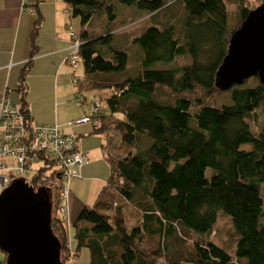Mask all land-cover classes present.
Instances as JSON below:
<instances>
[{"label": "trees", "instance_id": "1", "mask_svg": "<svg viewBox=\"0 0 264 264\" xmlns=\"http://www.w3.org/2000/svg\"><path fill=\"white\" fill-rule=\"evenodd\" d=\"M64 1L70 18H80L84 28L76 34L68 26L71 45L64 63L72 69V84L73 76L82 78L73 84L79 87L78 102L87 104L84 91L89 90L98 92L106 105L102 115H91L89 109L86 117L98 124L95 132L105 138L111 174L93 206L84 207L69 228V214L62 220L59 213L61 175L53 173L45 182L34 179L33 189L51 196L52 229L62 245L63 264L74 257L73 229L76 253L88 248L90 264H155L157 258L165 264H264V126L255 132L250 124L264 108V87L236 86L229 90L231 104L220 108L206 102L224 92L215 80L232 34L264 0L253 8L247 0H231L235 12L224 0H120L163 26L140 28L129 45L113 28L101 35L86 29L103 6L115 21L111 0ZM176 4L172 18L161 17ZM43 23L38 14L31 32V60L18 80L20 103L13 102L29 127L39 124L31 114L28 77L32 59L40 54L36 38ZM76 41L82 45L73 67L70 54ZM124 47L129 53L121 50ZM80 64L84 76L78 73ZM71 192L70 184L69 198ZM121 200L141 214V222L130 230L121 213L111 219L114 205L122 211ZM221 214L232 223L235 256L209 240ZM188 232L198 239L187 254L189 245L181 234L190 236ZM175 238L186 249L167 252L164 241ZM146 240L156 241L157 247L141 246ZM0 264H6V255Z\"/></svg>", "mask_w": 264, "mask_h": 264}, {"label": "crops", "instance_id": "2", "mask_svg": "<svg viewBox=\"0 0 264 264\" xmlns=\"http://www.w3.org/2000/svg\"><path fill=\"white\" fill-rule=\"evenodd\" d=\"M31 1L33 2L30 3ZM52 3L54 17L52 19L53 27L51 26L52 30L49 33L53 35V40L46 43V38H44L41 44V30L45 31L46 25L48 26L47 19L49 14L46 10V6ZM23 4H26L28 7L24 8ZM59 4L58 0H0V96L5 94L13 102L10 98V91L11 88L18 86L21 70L25 64L31 60V32L35 19L39 14L45 21L36 38V44L40 45H36L40 50V54L37 55L35 59H32L28 83H30L33 88V83L39 82L36 93L40 94L38 98L40 101V109H36V105L38 104L35 105L29 101L31 114L33 119L35 116L44 122L39 124H58L63 132L76 135V146L80 150L89 154H99L94 164L91 163L90 159L89 162L82 167L81 179L73 180L84 184L88 181H95L93 185L97 186L96 194L98 193L99 195L106 185L105 183H107V180L100 176V164L102 162L107 164L103 148L105 145V138L102 134L95 132L96 125L94 120L87 123H77V121L89 115L88 108H86L90 105H88V103H90L89 99L87 98L88 102L86 105H81L77 100V96L73 98L71 92L70 94L68 93L69 88L71 89L69 84L68 88L65 84L59 85L57 83L55 91L54 89L52 90V85L50 86L48 84V77L55 75L59 69L63 70L65 66H67L64 60L69 54L71 45L67 33H63L64 38L61 37L62 30H66L67 26V19H65L66 23L61 25V16L64 17L68 13L66 12L67 8L63 9L65 14L62 13ZM36 11L37 14L35 13ZM71 74L72 70L70 78ZM75 89H77L76 95H78V87H75ZM17 96V100L20 99L19 93ZM48 101L50 103L49 114L52 112L50 114L52 116H48L46 119L40 118L39 116L42 115L41 107H48ZM35 123L37 122L35 121ZM96 199L91 204L90 200H84L78 193L72 191L68 205L70 225L75 224L83 208L86 206H93Z\"/></svg>", "mask_w": 264, "mask_h": 264}, {"label": "rangeland", "instance_id": "3", "mask_svg": "<svg viewBox=\"0 0 264 264\" xmlns=\"http://www.w3.org/2000/svg\"><path fill=\"white\" fill-rule=\"evenodd\" d=\"M164 2L170 3V0H162ZM227 4V6H230V11L235 12L236 7L233 4L231 0H224ZM260 0H247V5L249 8H253L256 4L259 3ZM60 3L59 6L61 7V12H63V9L66 8V3L64 0H58ZM111 4L114 8V15L116 16L115 21H111L112 19L109 16V12L105 7H102V11L98 14H94L93 17L91 18L90 25L88 28H86L89 32H91V35H101L103 33H106L110 28H113L112 30L114 34H119L118 38L126 39L127 42L126 44H130L132 40L137 38L139 35L138 33L140 32V28L142 27H151V26H157L159 28L163 27L162 25L156 24L153 18H150L149 15H147L146 12L142 11L139 9L136 5H125L123 4L120 0H111ZM178 4L173 5L170 10H165L164 12L161 13V17H165L166 15H169L170 18L173 17V15L178 12ZM254 9V8H253ZM46 10L49 14V17L47 19L48 26L46 25L45 31L41 30L42 36L40 38V43L42 44L44 38H46V43L50 40H53V35H51L49 32L52 30V19L54 17V9H53V3L48 4L46 6ZM66 10V9H65ZM68 14H66L64 17L61 16V25L63 23L65 24V19H67V26L66 30H62V35L61 37L64 38L63 33H67L69 37V42H70V36H69V31L67 30L69 25H72L74 28V32L76 34H79L81 30L84 28L81 25V19L80 18H70L69 17V12L66 11ZM37 14V11H36ZM65 14V13H64ZM179 19V17H176V20ZM162 20V18H161ZM45 22V21H44ZM44 24V23H43ZM52 26V27H51ZM139 30V31H138ZM71 43V42H70ZM125 45V44H124ZM37 46H40L39 44ZM122 46V45H121ZM124 52H128L126 47L121 49ZM131 57V62H135L134 58L135 56L129 55ZM181 64L185 62H180ZM48 70V69H47ZM70 67L67 65L65 68L59 69L58 72L55 75H52L48 77V84L51 86L52 85V90H56L57 83L59 85L65 84L68 87V84L70 85L71 89L69 88L68 93L70 94L73 98H76V92L77 89H75L74 85L71 82L70 78V73H71ZM78 73L81 75H85L84 73V67L82 64H80ZM15 75V72H14ZM29 79V77H28ZM15 80H16V75H15ZM260 83L258 77H253L247 80L245 85L238 87L239 89H249V88H255L257 87ZM39 82L33 83V88L31 87L30 83H28V86L30 87V94H29V99L28 101L32 102V104H38L36 105V109H40V101L38 98L40 97V94L36 93L37 88H38ZM79 88V87H78ZM17 86L14 88H11L10 94H11V99L13 100L14 103L17 105L20 103V99L17 100L18 92L16 91ZM29 93V89H28ZM20 96V94H19ZM85 96L89 99V102H94L97 100H100V94L96 91H85ZM207 103H210V106L213 107H222L224 105H229L232 102L231 98V92L230 91H225V92H219L215 95V97L211 98L209 101H206ZM49 106L46 108L41 107V113L40 118L46 119L52 112L49 114V108H50V103L48 101ZM34 105V106H35ZM105 104L104 106L101 105V110L98 112L97 116L102 115V113H105ZM88 108V113L90 107ZM103 111V112H102ZM259 113L258 118L256 120H252L250 124L252 125L253 131L257 132L260 131L263 126H264V108L260 109L257 112V115ZM37 116V115H36ZM37 123H44L40 119L34 116V122ZM98 124H96L97 126ZM117 156V155H116ZM89 157L91 159V163L94 164L96 162V159L99 157V154L95 153H90ZM100 176L105 178L107 181L110 178L111 170L108 164L105 162H102L100 164ZM119 183L122 184V181L119 180ZM95 184V181H88L82 183V182H75L73 181V184L71 185L73 192L78 193L84 200H90L91 204L94 202V200L97 198L98 193L96 194L97 186L93 185ZM106 184V183H105ZM93 185V186H92ZM104 186V185H103ZM263 193V198H264V192ZM96 195V196H95ZM119 205L121 206L122 211L119 209V207L115 208V205L113 206L111 210V219L115 218L119 213H121L123 216H125V219L127 221V227L128 229H132L134 226L138 225L141 222V214L140 212L130 203H127L124 200L119 201ZM71 226V225H70ZM177 229H181L176 227ZM190 236H186L185 234H181L183 239H185V243L189 245V247L186 249L185 245H179V240L174 239L170 242L164 241V245H168L169 248L166 249L168 252L169 250L174 252L175 249H186V253L188 254L190 250H193L190 245H192L197 239L198 236L193 233V232H188ZM168 238V237H166ZM74 229L70 231V240L72 241V245H74L73 249V256H70L69 260H67V264H90L91 263V257H90V251L88 248H83L80 250L78 253H76V246L74 244ZM209 240L213 242L214 244L218 245L219 247L225 249L229 254L232 256H235V247H236V238L233 230L232 223L230 219L221 214L219 217V221L215 227V230L213 234L210 236ZM144 245H147L149 249L151 247H157V242H153L151 240H146V242H143L141 246L145 247ZM162 248V247H161ZM160 248V249H161ZM5 259V254L0 250V262ZM165 260L162 258H157L155 260V264H165Z\"/></svg>", "mask_w": 264, "mask_h": 264}, {"label": "water", "instance_id": "4", "mask_svg": "<svg viewBox=\"0 0 264 264\" xmlns=\"http://www.w3.org/2000/svg\"><path fill=\"white\" fill-rule=\"evenodd\" d=\"M253 77L264 87V3L232 34L215 83L225 92ZM61 247L52 229L48 191L36 192L23 180L14 181L0 195V250L6 264H63Z\"/></svg>", "mask_w": 264, "mask_h": 264}, {"label": "built area", "instance_id": "5", "mask_svg": "<svg viewBox=\"0 0 264 264\" xmlns=\"http://www.w3.org/2000/svg\"><path fill=\"white\" fill-rule=\"evenodd\" d=\"M73 37L74 34H72ZM82 43L76 41L70 56L73 67L78 65L77 56ZM73 84L78 85L82 78L73 76ZM82 99V97H79ZM83 100V99H82ZM104 101H96L90 105L91 115H97L104 106ZM90 115V114H89ZM85 117L77 123H87ZM89 162L87 152L76 148V136L67 134L57 124L27 125L19 106L15 105L7 95L0 102V195L14 181L23 180L32 187L34 179L45 182L49 175L58 172L61 175L59 190V213L62 220L68 219V198L70 184L73 179H81L82 167ZM47 169L42 174L40 170ZM33 188V187H32ZM68 228L70 222L67 220Z\"/></svg>", "mask_w": 264, "mask_h": 264}]
</instances>
